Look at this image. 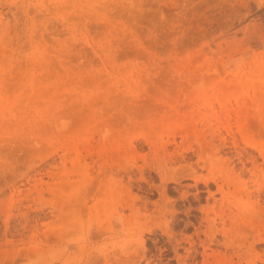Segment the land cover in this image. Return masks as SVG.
Here are the masks:
<instances>
[{"label":"rangeland","instance_id":"rangeland-1","mask_svg":"<svg viewBox=\"0 0 264 264\" xmlns=\"http://www.w3.org/2000/svg\"><path fill=\"white\" fill-rule=\"evenodd\" d=\"M180 169L208 262L264 264V0H0V264L158 254Z\"/></svg>","mask_w":264,"mask_h":264},{"label":"bare ground","instance_id":"bare-ground-1","mask_svg":"<svg viewBox=\"0 0 264 264\" xmlns=\"http://www.w3.org/2000/svg\"><path fill=\"white\" fill-rule=\"evenodd\" d=\"M197 167L201 168L199 163ZM150 172L152 171L150 170ZM179 174L180 176L176 178L177 171H173L171 175H169V171H160L159 178L165 188L168 184V180L174 179L178 181V186L175 190L178 189L179 191V198L175 200H170L166 196V192H164V194L161 195L160 203L155 204L156 210L153 215H156V218L164 219V221L155 222L150 225L151 221L154 220L152 216L142 219L136 218L134 221V227L136 229L142 230L145 226L147 227L143 232L155 235L157 229L161 230L163 233L162 235L167 237V243L159 246V252L154 256L150 255V249L141 246L136 249L134 248L133 251H122L120 257L116 259L117 261L121 260L127 264H130L132 261H134L135 264L136 260H140L137 264H142V260L144 262L149 261L150 263L155 262L154 264H173L174 262H176V264H197L198 258L201 256L203 258L202 264H210L208 258H205L208 248H210L212 244L217 246L226 245L224 228H219L216 220L209 218L207 208L199 205V202L202 200V193L197 192L188 194L189 187L191 186L188 184L183 185L182 179H188V177L192 176V179L196 183L195 187L198 188L196 172L192 171L191 173H187L185 170L180 169ZM146 184L149 190L155 188L151 182H146ZM221 188L220 186L218 187V189ZM178 199L183 200L185 203L181 208L179 207ZM196 203L198 206H195ZM143 204L142 208H146L148 203L143 202ZM197 212L201 213L203 218L197 220V224H194L191 218H197ZM180 216H183V218ZM182 225L183 227L176 232V227ZM224 225L225 222H223V226ZM190 228H193V232L190 236H187L186 231ZM143 236L144 235L139 236L138 239H141L144 243ZM219 236L222 237V240L218 239ZM152 243L154 245L158 244V238L154 237ZM139 249L143 251L140 253ZM182 250L184 253L180 254ZM170 252H173L174 255L170 256ZM133 257L139 258L134 259Z\"/></svg>","mask_w":264,"mask_h":264}]
</instances>
